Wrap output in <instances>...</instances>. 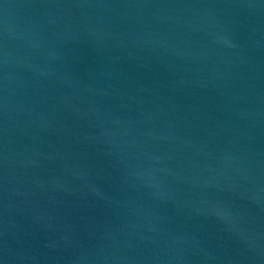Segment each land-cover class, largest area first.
Segmentation results:
<instances>
[{
    "label": "water",
    "instance_id": "water-1",
    "mask_svg": "<svg viewBox=\"0 0 264 264\" xmlns=\"http://www.w3.org/2000/svg\"><path fill=\"white\" fill-rule=\"evenodd\" d=\"M0 264H264V0H0Z\"/></svg>",
    "mask_w": 264,
    "mask_h": 264
}]
</instances>
